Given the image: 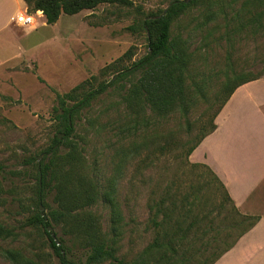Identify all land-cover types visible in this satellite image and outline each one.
Instances as JSON below:
<instances>
[{"label": "rangeland", "instance_id": "1", "mask_svg": "<svg viewBox=\"0 0 264 264\" xmlns=\"http://www.w3.org/2000/svg\"><path fill=\"white\" fill-rule=\"evenodd\" d=\"M133 1L142 5L145 13H150L164 8L170 0ZM242 1L237 0L236 5ZM118 8L100 4L94 10L84 9L72 15L61 13L54 24L42 23L37 17H34L33 25L15 22L14 36L9 34V48L6 45L0 51L1 58L8 56L5 69L9 72V79L3 82L4 88L1 90L0 87V223L13 232L10 236L0 237V264H15L6 256L8 249L17 250L42 264H58V257L48 246L43 229L25 224L36 212L37 202L44 215L48 208L38 201L36 168L25 164L24 159L35 156L36 163L41 155V162L45 156L42 151L52 144L58 129L53 113L57 94L68 92L82 81H87L85 87L92 89L98 82L108 80L111 71L102 74V68L130 46L134 47V54L131 59H125L123 65H131L144 55L145 32L135 33L126 28L133 23V11L117 21L91 24L100 21L99 18L108 11L117 13ZM197 13L196 9H191L180 20L182 28L179 32L183 36L192 32L193 48L199 47L203 38L202 33L195 30L199 19H194L193 15ZM223 22L219 17V30L212 37L223 33ZM185 25L188 26L185 28ZM212 37L205 47L202 45L196 63L201 70L212 72L211 84L203 90L213 103L211 107L205 101L206 96L198 94L196 106L188 115L176 113L170 118H157L138 132L125 131L122 127L128 125L129 120L116 112L121 91L112 86L74 117L70 141L77 144L85 169L102 181L106 178L115 181L125 223L117 245L119 253L128 259L152 240L154 230L149 218L153 212L150 207L169 185L173 191L177 189V196L188 193L190 199H197L195 204L207 198V208L218 217L215 226L223 228L227 222L219 220L231 216L230 204L224 200L210 173L202 166L192 167L186 155L187 148L209 125L212 111L219 102H213V92L219 89L227 66L224 60L227 44L215 42ZM5 41L9 42L8 38ZM263 55L264 32L247 27L237 34L231 48L235 68L258 70L260 65L255 62ZM66 150L67 145L59 144V152ZM206 182L210 183L209 187L205 186ZM53 194V191L45 194L46 203L51 206H54ZM219 203H224L225 209L218 208ZM195 207L193 212L199 211ZM89 212L98 220L103 232L109 230V207L98 201ZM51 225L57 238L71 244L72 236L65 234V226ZM214 235L211 231L206 237L197 239L194 248L203 249L208 241L215 247L213 251H218V247H224L233 239L235 232L218 242L213 241ZM204 255L209 259L212 254L206 251ZM66 256L83 260L82 245L76 244L73 255Z\"/></svg>", "mask_w": 264, "mask_h": 264}, {"label": "trees", "instance_id": "2", "mask_svg": "<svg viewBox=\"0 0 264 264\" xmlns=\"http://www.w3.org/2000/svg\"><path fill=\"white\" fill-rule=\"evenodd\" d=\"M24 2L27 12L40 10L47 24H54L61 13L72 15L84 9L94 10L100 4L117 6L120 7L119 10H125L117 9V13L108 11L105 16L99 18L100 21L91 24L104 25L117 21L128 17L133 11V23L126 28L135 33L144 31L146 35V51L131 65L125 66L122 62L131 59L134 54L133 46L102 68V74H109L111 71L108 80L98 82L92 89H87V81H82L68 92L57 94L53 113L58 129L52 144L42 151L45 156L39 167L37 162L35 163V156L24 159L25 164L36 168L38 201L48 208L44 215L47 221L41 216L37 202L36 212L27 218L25 224L43 229L48 246L58 257V264H213L257 222L258 217L242 214L236 209L224 185L207 165L189 162L192 167L202 166L210 173L224 200L230 204L231 216H224L219 220L227 224L223 228L215 226L218 217L212 215V211L207 208V198H202L199 204H195L197 199H190L188 193L177 196V189L173 191L169 185L150 207V212H153L149 218L154 230L152 240L128 259L126 255L119 253L117 245L125 223L121 203L115 192V181L112 178L102 181L96 175L88 173L83 165L84 158L77 144L70 141V135L74 130V117L81 108L89 105L94 98L107 92L112 86L121 91L116 112L129 120L128 125L122 127L125 131L138 132L142 126L153 123L157 118H170L176 113L188 115L196 106L198 94L205 97L203 90L211 84L212 72L201 70L196 63L202 45L205 47L214 32L219 30L221 17L224 21V31L218 37H212L215 42L223 41L227 44L224 79L219 89L213 92L215 101L212 99L213 102H219L212 111L208 127L187 148L188 158L199 142L215 129L214 119L235 89L264 74V55L255 62L260 65V69L248 71L235 68L231 57V48L238 33L247 27L255 32H264V0H244L239 6L236 5L237 0H170V6L164 14L162 12L166 6L158 11L145 13L142 5L135 4L133 0ZM191 9L198 11L197 15H193L194 19H199L195 30L200 31L203 36L201 45L195 48L192 32L185 36L179 32L182 28L180 20ZM187 26L185 25V28ZM125 80L128 81L126 84ZM209 98L206 96L205 101L211 107L213 103ZM59 133L64 135L61 140L57 137ZM59 144L67 145V150L59 152ZM54 145L58 146L54 148ZM1 168L0 166V170ZM205 186L209 187L210 183L206 182ZM49 191L54 192V206L46 203L45 194ZM98 201L110 209L109 230L106 232L101 230L98 220L89 212V208ZM194 205L199 211L193 212ZM219 207L225 209L224 203H219ZM51 223L66 227L65 234L72 236L71 244H67L62 238H57L59 245L56 244L46 230V226ZM211 231L215 234V242L228 238L233 232L235 235L224 247H218V251H213L215 247L208 241V249L207 246L203 249L194 248L196 240L206 237ZM11 234L12 230L0 223V237ZM76 244L82 245L84 249L83 260L66 256L70 253L73 255ZM206 251L212 254L209 259L204 255ZM5 253L15 264H42L17 250L8 249Z\"/></svg>", "mask_w": 264, "mask_h": 264}, {"label": "crops", "instance_id": "3", "mask_svg": "<svg viewBox=\"0 0 264 264\" xmlns=\"http://www.w3.org/2000/svg\"><path fill=\"white\" fill-rule=\"evenodd\" d=\"M24 12V0H0V51L6 45L9 48V34L14 36L18 23L16 16ZM32 16L45 23L40 10ZM7 61L8 56L0 57L1 90L4 80L9 79ZM214 122L215 129L199 142L188 159L207 165L224 185L236 209L258 220L213 264H264V74L237 87Z\"/></svg>", "mask_w": 264, "mask_h": 264}, {"label": "water", "instance_id": "4", "mask_svg": "<svg viewBox=\"0 0 264 264\" xmlns=\"http://www.w3.org/2000/svg\"><path fill=\"white\" fill-rule=\"evenodd\" d=\"M186 1V0H185ZM170 6V3L166 5V7L164 8L162 14H164V12L166 11V9ZM147 32V31H146ZM148 34V32H147ZM69 124H70V121H69ZM61 136H63V133H59L57 135L58 139H61ZM57 147V145H54V148ZM41 155L38 156L37 158V166L39 167L40 165V161H39V158H40ZM39 209H40V214L41 216L43 217L44 221H47V218L44 216V213L42 212V207L41 205L39 204ZM46 230L49 232L50 236L52 237V239L56 242L57 245H59V242L57 240V237L55 235V232L53 231V228L51 225H47L46 226Z\"/></svg>", "mask_w": 264, "mask_h": 264}, {"label": "built area", "instance_id": "5", "mask_svg": "<svg viewBox=\"0 0 264 264\" xmlns=\"http://www.w3.org/2000/svg\"><path fill=\"white\" fill-rule=\"evenodd\" d=\"M16 22L23 24V25H33L34 20H33L32 14L24 12L16 16Z\"/></svg>", "mask_w": 264, "mask_h": 264}, {"label": "bare ground", "instance_id": "6", "mask_svg": "<svg viewBox=\"0 0 264 264\" xmlns=\"http://www.w3.org/2000/svg\"><path fill=\"white\" fill-rule=\"evenodd\" d=\"M34 20V19H33ZM35 21V20H34Z\"/></svg>", "mask_w": 264, "mask_h": 264}]
</instances>
